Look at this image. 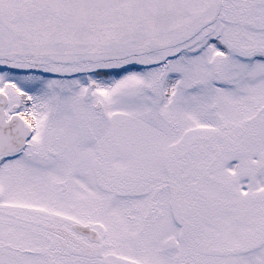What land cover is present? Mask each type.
Here are the masks:
<instances>
[{
    "label": "snow or ice",
    "instance_id": "1",
    "mask_svg": "<svg viewBox=\"0 0 264 264\" xmlns=\"http://www.w3.org/2000/svg\"><path fill=\"white\" fill-rule=\"evenodd\" d=\"M0 264H264V0H0Z\"/></svg>",
    "mask_w": 264,
    "mask_h": 264
}]
</instances>
